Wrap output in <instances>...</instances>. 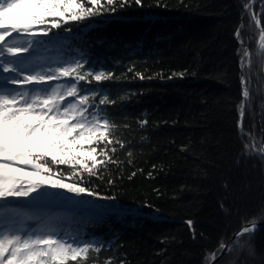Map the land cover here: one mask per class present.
Returning <instances> with one entry per match:
<instances>
[{"label":"trees","instance_id":"16d2710c","mask_svg":"<svg viewBox=\"0 0 264 264\" xmlns=\"http://www.w3.org/2000/svg\"><path fill=\"white\" fill-rule=\"evenodd\" d=\"M261 3L100 0L94 14L52 30L114 73L95 82L114 101L102 107L115 125L108 147L117 163L73 182L115 199L80 197L164 219L101 216L89 237L104 249L68 264H210L244 225L264 221V54L254 23ZM216 264H264V227L235 239Z\"/></svg>","mask_w":264,"mask_h":264},{"label":"snow or ice","instance_id":"6c2138e0","mask_svg":"<svg viewBox=\"0 0 264 264\" xmlns=\"http://www.w3.org/2000/svg\"><path fill=\"white\" fill-rule=\"evenodd\" d=\"M134 2L141 4V0ZM106 3L113 5L117 0ZM119 3L124 6L128 0ZM88 4L86 7L82 0H0V72L8 74L0 77V264H68L87 260L90 251L100 253L105 247L54 226L58 217L42 215L41 207L52 196L47 189L115 199L73 182L76 177L83 181L84 172L97 175L94 169L98 165L117 163L110 155L116 148L108 147L114 143L111 129L115 125L98 107L114 101L79 83H90L89 77L97 82L109 80L114 73L85 68L88 60L83 56L55 64H36L34 60L30 64L22 59L25 54L32 58V53L47 42L38 37L51 39L53 29L84 20L101 6L100 0H88ZM16 9L22 10L21 16L6 19ZM260 40L264 48V35ZM243 96L249 99L247 88ZM68 97L74 100L65 103ZM245 106L242 104L240 110L241 127ZM44 142L51 151L45 150ZM120 146L124 147L122 143ZM62 165L71 172L64 173ZM10 199L29 201L27 210L10 204ZM254 227H245L238 235ZM212 260L215 264V254ZM106 264H113L112 258H107Z\"/></svg>","mask_w":264,"mask_h":264},{"label":"water","instance_id":"95a60500","mask_svg":"<svg viewBox=\"0 0 264 264\" xmlns=\"http://www.w3.org/2000/svg\"><path fill=\"white\" fill-rule=\"evenodd\" d=\"M263 7H264V0H262V3L260 5V8H259V11H258V14L256 15L255 19H254V23H255V28L256 30L258 31L259 33V38H258V41H257V45H256V49L258 52L260 53H264V48L261 47V40H260V36L261 35H264V31L261 27V24H260V17L263 13ZM262 79H263V84H264V62L262 64ZM253 224L255 225L254 229L249 232V233H256L257 231H259L260 229H262L264 227V221L263 222H256V223H249V224H246L244 225L239 231H237L233 236H231L229 238V240L226 242V244L224 246H227L228 249H230V245L231 243L237 239L239 236L241 235H238L239 233H241L242 229L245 228V227H249V228H252ZM245 234V233H244ZM223 246V249L222 251L220 252V254H218L216 257H215V264L223 257L225 256L229 251L225 250V247ZM210 264H213V260L210 262Z\"/></svg>","mask_w":264,"mask_h":264},{"label":"rangeland","instance_id":"374dc122","mask_svg":"<svg viewBox=\"0 0 264 264\" xmlns=\"http://www.w3.org/2000/svg\"><path fill=\"white\" fill-rule=\"evenodd\" d=\"M260 8V6H259ZM21 9H16L13 11V13H11L8 17H6V19H11V18H16V17H20L21 16ZM259 11V10H258ZM263 12H264V7H263ZM258 14V13H257ZM263 14V13H262ZM264 31V30H263ZM259 38V37H258ZM260 54V52H258ZM264 54V53H262ZM264 62V61H263ZM263 87H264V84H263ZM248 90V89H247ZM244 91V90H243ZM47 143V142H46ZM261 148L264 149V145L261 144ZM50 190V189H49ZM48 191V190H47ZM80 197V196H79ZM84 197V196H83ZM82 198V197H80ZM82 204L87 206V207H90L91 209H105V206H101L100 204L97 203V201H93L91 200L90 198H87V199H83L82 198ZM101 216H98V217H94L93 218V221L94 222H97L99 221L101 218ZM263 222V221H262ZM188 225L190 226L191 224L188 223ZM229 240V239H228ZM103 243V242H102ZM226 244V243H225ZM222 251V250H221ZM220 254V253H219Z\"/></svg>","mask_w":264,"mask_h":264}]
</instances>
